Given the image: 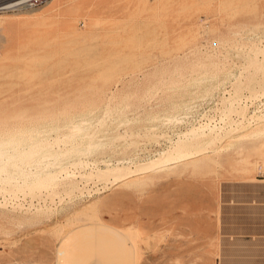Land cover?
<instances>
[{
    "label": "rangeland",
    "instance_id": "1",
    "mask_svg": "<svg viewBox=\"0 0 264 264\" xmlns=\"http://www.w3.org/2000/svg\"><path fill=\"white\" fill-rule=\"evenodd\" d=\"M72 1L0 12V264H218L152 257L150 188L264 167V0Z\"/></svg>",
    "mask_w": 264,
    "mask_h": 264
},
{
    "label": "crops",
    "instance_id": "2",
    "mask_svg": "<svg viewBox=\"0 0 264 264\" xmlns=\"http://www.w3.org/2000/svg\"><path fill=\"white\" fill-rule=\"evenodd\" d=\"M233 177L223 181L219 170L201 176L210 180L181 176L152 185V257L264 264V167ZM189 186V193L179 195Z\"/></svg>",
    "mask_w": 264,
    "mask_h": 264
},
{
    "label": "bare ground",
    "instance_id": "3",
    "mask_svg": "<svg viewBox=\"0 0 264 264\" xmlns=\"http://www.w3.org/2000/svg\"><path fill=\"white\" fill-rule=\"evenodd\" d=\"M74 2L75 1H77V0H73ZM72 1V2H73ZM77 2H79L78 4H77V7H83V6H85L86 5V3L84 2V1H80V0H78ZM76 2V3H77ZM194 131H196V130H194ZM202 132V131H201ZM194 135H195V133H194ZM191 139V138H190ZM183 140V139H182ZM177 148H180V147H177ZM176 151V150H175ZM171 154H172V152H171ZM173 155H174V153H173ZM169 157H168V155H166L165 154V156H164V158L163 159H165V161H166V159H168ZM162 159V158H161ZM159 161H162V160H159ZM151 167V166H150ZM144 169V168H143ZM118 171V170H117ZM116 171V172H117ZM104 172H106V171H104ZM133 172V171H132ZM102 173V172H101ZM122 173V172H121ZM114 174V173H113ZM120 174V173H119ZM119 174L118 175H116V173H115V175L114 176H119ZM125 175H126V172L124 173ZM127 174H129V173H127ZM130 175V174H129ZM102 176H105V175H102ZM108 177V176H107ZM121 177V176H120ZM120 177H117L116 179H115V181L116 182H118V181H121L119 178ZM119 184V183H118ZM90 226H92V227H89V226H86V227H84V229L83 228H81V230H78V231H76V232H74L73 233V235L72 236H69L70 237V240L72 241V242H74V241H77V240H87V239H98L99 238V240L101 239H103V236L104 237H106V235H108V234H112V235H115V236H117L118 237V239H122L123 238V234H122V232H120V231H118L117 229H115L114 227H110V226H94V225H90ZM99 228V229H98ZM96 231H101L102 232V234L101 235H99L98 233L99 232H96ZM116 237V238H117ZM66 238H68V237H66ZM105 239V238H104ZM98 240V241H99ZM79 241H78V244H79ZM88 241V240H87ZM84 242V241H83ZM89 242V241H88ZM102 242V241H101ZM76 243V242H75ZM80 243H81V241H80ZM90 243H92L91 241H90ZM97 243V242H96ZM95 244V243H94ZM94 244H93V246H94ZM81 246V245H80ZM98 246V244L96 245V247ZM59 250H58V256L60 257H65V256H67L68 254H70L71 252H70V250H68L63 244H61V246H60V248H58ZM75 250V249H74ZM75 256V255H74ZM66 258V257H65ZM73 258V257H72ZM61 264V263H60ZM93 264H105L104 262H102V261H99V260H95L94 261V263Z\"/></svg>",
    "mask_w": 264,
    "mask_h": 264
},
{
    "label": "built area",
    "instance_id": "4",
    "mask_svg": "<svg viewBox=\"0 0 264 264\" xmlns=\"http://www.w3.org/2000/svg\"><path fill=\"white\" fill-rule=\"evenodd\" d=\"M47 0H0V12L9 11L21 7H35L45 3ZM263 100L260 101L262 105L264 102V96L262 97ZM263 112L264 113V105Z\"/></svg>",
    "mask_w": 264,
    "mask_h": 264
}]
</instances>
